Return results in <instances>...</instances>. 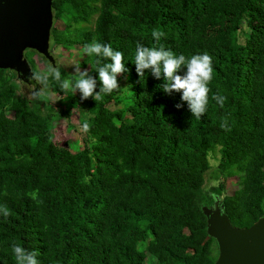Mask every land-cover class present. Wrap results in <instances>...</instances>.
<instances>
[{
  "label": "trees",
  "instance_id": "trees-1",
  "mask_svg": "<svg viewBox=\"0 0 264 264\" xmlns=\"http://www.w3.org/2000/svg\"><path fill=\"white\" fill-rule=\"evenodd\" d=\"M51 12L52 24L63 28L51 26L49 48L79 47V72L96 80V92L98 58L85 45L111 44L126 71L111 94L82 100L71 91L78 72L57 68L60 80L49 68L42 75L32 60L39 55L24 51L39 77L29 84L77 111L84 138L70 152L51 142L54 114L19 93L14 72L0 70V208L10 212H0V264H16L14 243L37 252L39 264H144L147 257L153 264H213L217 249L202 207L218 202L235 228L264 217V0H52ZM154 29L164 33L159 41ZM161 45L177 56L211 57L200 119L182 91H163V72L159 79L150 69L137 74L136 46ZM186 72L182 65L176 74ZM214 95L225 97L223 107ZM57 114L68 118L69 110ZM214 150L217 174L237 177L229 196L220 182L204 190Z\"/></svg>",
  "mask_w": 264,
  "mask_h": 264
},
{
  "label": "water",
  "instance_id": "water-1",
  "mask_svg": "<svg viewBox=\"0 0 264 264\" xmlns=\"http://www.w3.org/2000/svg\"><path fill=\"white\" fill-rule=\"evenodd\" d=\"M51 1L0 0V70L14 72L24 84H29L31 76L24 51H33L53 64L48 50ZM201 211L206 235L217 249L213 264H264V217L248 228H235L218 202Z\"/></svg>",
  "mask_w": 264,
  "mask_h": 264
},
{
  "label": "clouds",
  "instance_id": "clouds-1",
  "mask_svg": "<svg viewBox=\"0 0 264 264\" xmlns=\"http://www.w3.org/2000/svg\"><path fill=\"white\" fill-rule=\"evenodd\" d=\"M162 36H164L162 31L156 29L152 31V37L156 41H159ZM84 51L88 56L98 58L96 61L98 67L95 70L98 72L101 88L99 92H96V80L88 72L80 73L79 65H76L78 75L74 78L75 83L71 87V91H78L81 94L82 100L91 97L95 101H98L102 99L103 95L111 94L113 90L119 88L117 75L126 71L123 62V53L114 50L111 44H101L96 41L85 45ZM102 60H110L111 62L101 63ZM133 63L140 77H144L145 69H150L157 79L160 78L161 72H163V91L168 94L173 91H182L181 99L187 101L192 117L194 116L200 119L205 114L208 105V93L210 91L208 84L212 80L213 72L211 57L207 53L195 54L190 58H186L184 55L177 56L171 50H165L162 45L159 48L154 46H136ZM182 65L187 69L186 75L183 77L176 74ZM48 68L54 73L55 79L60 80L61 74L59 70L51 65ZM38 79L39 77L36 72H33L29 77L30 81ZM69 86L70 82L65 80L61 85V89L65 91L69 90ZM30 95L33 99H38L47 94H41L33 87ZM212 99L223 107L225 97L214 95ZM180 106L179 104L176 105L177 108ZM221 127L228 130L226 120L221 123ZM88 129L89 125L84 123L82 130L86 132ZM0 212L5 217L10 215L6 207L0 208ZM12 252L16 264H39V261L36 259L38 253L35 251H28L21 245L14 243L12 245Z\"/></svg>",
  "mask_w": 264,
  "mask_h": 264
},
{
  "label": "rangeland",
  "instance_id": "rangeland-1",
  "mask_svg": "<svg viewBox=\"0 0 264 264\" xmlns=\"http://www.w3.org/2000/svg\"><path fill=\"white\" fill-rule=\"evenodd\" d=\"M53 27L56 29L61 30L63 28L62 24L58 21L53 22ZM49 54L53 59L52 67L60 68L68 75H73L77 73L76 65L79 63L81 49L79 47H74L69 52L62 51L58 47L49 48ZM34 62L35 69L42 75H46L48 71V66L51 65L44 61L39 56H34L32 58ZM41 94H47L39 97L38 99L42 100L39 104V109L43 110V107H46L54 114L52 118V128L50 131L51 142L57 146H65L69 149L70 152H74L75 150H79L82 148L81 140H83L84 135L80 129L78 120L79 116L76 110H70L63 105L57 103V97L51 94L48 90H43L39 88L37 83L33 82L30 84H23L20 83V91L19 93L27 98L28 100H32L33 98L30 95L32 88ZM70 87V86H69ZM124 90L122 86L121 90ZM64 107V108H63ZM114 107H111L113 109ZM69 110V117L68 118H61L57 114L60 111ZM8 117H11L10 113H7ZM77 144L74 148L71 145ZM84 144V143H83ZM208 171L204 177V190H208L209 187L217 186L218 183L223 184V195H231L233 191L237 190L238 188V181L237 177H230L228 179L221 178L220 175L217 174L216 165L218 163V153L217 151H212L208 154ZM217 200L220 202L221 197ZM264 205V202H263ZM144 264H153V259L151 257H147L144 261Z\"/></svg>",
  "mask_w": 264,
  "mask_h": 264
}]
</instances>
